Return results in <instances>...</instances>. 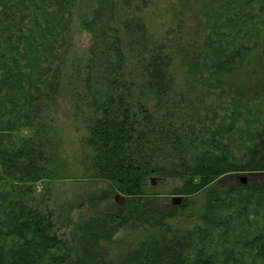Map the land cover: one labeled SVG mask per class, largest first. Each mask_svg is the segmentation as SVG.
Here are the masks:
<instances>
[{
    "label": "trees",
    "instance_id": "16d2710c",
    "mask_svg": "<svg viewBox=\"0 0 264 264\" xmlns=\"http://www.w3.org/2000/svg\"><path fill=\"white\" fill-rule=\"evenodd\" d=\"M197 1L203 40L175 52L151 39L129 0H96L83 25L89 46L82 83L92 114L83 167L125 201L59 236L54 214L29 197L55 174L47 168L42 118L60 88L74 0H0V264H110L100 243L128 227L144 238L119 264H264V181L217 183L238 171L264 173L263 112L255 99L264 97V0ZM177 57L191 95L176 85ZM204 96L224 113L200 133L187 104L197 109L196 98L204 106ZM240 119L245 128L236 127ZM24 129L31 135L18 136ZM150 176L182 180L176 193L193 199L159 206L148 194ZM201 194L205 225L171 230L167 221Z\"/></svg>",
    "mask_w": 264,
    "mask_h": 264
},
{
    "label": "rangeland",
    "instance_id": "374dc122",
    "mask_svg": "<svg viewBox=\"0 0 264 264\" xmlns=\"http://www.w3.org/2000/svg\"><path fill=\"white\" fill-rule=\"evenodd\" d=\"M95 4L96 0H74V4L70 8L68 35L65 38V47L62 49L63 55L59 62L61 68L60 88L56 94L55 102L49 105L42 118V123L49 127L45 146L50 158L47 168L54 170L55 174L30 189V202L40 204L42 210L51 211L54 214L59 236L68 235L73 230L74 222H80L84 217L93 216L95 212L114 211L118 206L114 200L117 193L113 192L111 185L106 181L89 178L83 167L85 160L90 157L85 139L88 119L92 117L82 83L83 65L89 46V36L88 33H85L83 25ZM128 4L129 8H132L131 12L142 20L151 39L161 43L167 41L170 49L175 52L179 48L184 50L183 48L191 43L199 45V42L203 40L204 31L199 25L201 14L198 13L201 5L198 1L189 0V3L185 4L183 0H129ZM125 9L126 7H123V10ZM196 11L198 17L194 19L192 14ZM176 22L181 23V28L176 26ZM171 69L176 76V85H180L186 94L191 95V78L188 77L187 67L179 57L173 59ZM193 95L197 97L196 94ZM203 99L206 102L204 106L199 103L198 99H194L193 102L197 109L187 104L188 115H191L200 133L219 124L224 113L216 104H211L210 98L204 96ZM255 99L261 105L258 112L260 114L262 110L263 114L260 115L262 116L261 121L264 123V97L258 95ZM226 114L229 115L230 112L226 111ZM204 116L213 122L206 121ZM223 123L224 127L229 123V116ZM256 125L258 124H255L254 127ZM260 125H258L259 128H262ZM236 127L245 128L246 123L240 119ZM29 135L31 133L27 129L18 134L21 137ZM255 175L251 177L245 172L238 171L227 175L224 179L221 178L217 183L231 184L239 182L241 178H245L246 182L249 180L264 181V173ZM152 178L156 179L153 186L150 185ZM182 186V180L176 177L170 179L150 176L147 182L149 196L152 195L159 206L167 208L175 206L173 198L181 197V204L193 199H184L176 193ZM106 193L108 195L104 197ZM98 198L101 199L98 201L96 200ZM204 199L205 196L202 194L197 196L192 208L178 214L173 220L167 221L171 230L175 229L179 233H185V231L204 226L206 221ZM94 201L96 202L93 205ZM141 230L130 227L122 228L116 232L112 242L107 245L100 243L105 245L108 250L106 261L110 264H119L125 254L143 240L144 232Z\"/></svg>",
    "mask_w": 264,
    "mask_h": 264
},
{
    "label": "water",
    "instance_id": "95a60500",
    "mask_svg": "<svg viewBox=\"0 0 264 264\" xmlns=\"http://www.w3.org/2000/svg\"><path fill=\"white\" fill-rule=\"evenodd\" d=\"M155 178L150 179V185L153 186L155 184ZM240 182L245 184L246 183V179L245 178H241ZM115 203H117L118 205H122L125 201L124 197H122L121 195L117 194L114 197ZM182 202V198L181 197H176L173 198V205L178 206L180 205Z\"/></svg>",
    "mask_w": 264,
    "mask_h": 264
}]
</instances>
